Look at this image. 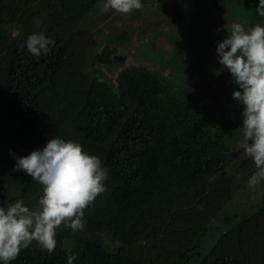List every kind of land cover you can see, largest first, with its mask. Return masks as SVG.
<instances>
[{
	"label": "trees",
	"instance_id": "obj_1",
	"mask_svg": "<svg viewBox=\"0 0 264 264\" xmlns=\"http://www.w3.org/2000/svg\"><path fill=\"white\" fill-rule=\"evenodd\" d=\"M98 1L0 0V203L33 205L41 195L36 181L14 169L10 148L26 155L53 135L71 138L109 169L106 191L84 210L83 230L61 225L52 254L33 242L12 264H67L69 251L78 254L73 264H264V194L254 214L214 223L255 171L241 147L231 76L226 98L211 80H195L205 66L203 40L200 63L183 60L184 53L177 58L190 64L180 70L186 76L150 68L140 49L164 46L152 36L160 22L153 5L147 30L133 25L111 36L132 41L141 56L117 73L124 57L116 47L91 48L89 29L79 47L67 30L80 34ZM208 2L201 7L210 17L232 7L249 24L264 23L258 0ZM32 32L55 40L49 54L37 59L22 47ZM100 66L115 80L100 77Z\"/></svg>",
	"mask_w": 264,
	"mask_h": 264
},
{
	"label": "clouds",
	"instance_id": "obj_2",
	"mask_svg": "<svg viewBox=\"0 0 264 264\" xmlns=\"http://www.w3.org/2000/svg\"><path fill=\"white\" fill-rule=\"evenodd\" d=\"M143 7V0H104L105 12L129 14ZM255 12L264 17V0H258ZM224 37L216 42L217 74L227 71L236 85L232 98L241 106V147L251 158L255 171L249 187L264 181V23L224 24ZM55 40L44 32L30 33L22 47L35 58L47 55ZM9 153L14 169L30 176L41 186V195L33 205L23 199L0 203V264H12L20 252L35 242L52 254L57 245V229L63 225L73 232L85 227V209L106 191L109 169L102 159L85 151L71 138L53 135L26 155ZM77 253L66 256L73 264Z\"/></svg>",
	"mask_w": 264,
	"mask_h": 264
},
{
	"label": "rangeland",
	"instance_id": "obj_3",
	"mask_svg": "<svg viewBox=\"0 0 264 264\" xmlns=\"http://www.w3.org/2000/svg\"><path fill=\"white\" fill-rule=\"evenodd\" d=\"M160 2L156 0H143L141 11L133 10L129 14H122L117 13L114 10L105 12L103 10L104 0H99L94 7L95 13H92L91 17L86 19L84 24H82L83 26L78 27V31L81 32L80 34H78L77 29L74 26L67 27V30L68 32L76 34L73 38H76V43L79 47L83 46L80 36L83 33L88 34L85 32V29H89L91 32L87 42V45H90L91 48L97 51H102L106 45L116 47V49H118V55L124 57L123 64L120 63L113 67L114 70L119 73L125 68L139 65L141 62L138 60V57L140 58L141 56L137 54L139 53L136 49L138 46L132 41L118 44L113 38H111V36L117 32L124 31L126 28L133 25L140 26L147 30L148 26L154 22V18H152L153 16L147 17L146 13L148 8L153 5L154 11L159 15L160 22L152 36L156 40H159L161 42L160 44L164 46L157 47L159 49L163 48L162 51L160 50L157 52L154 47H144L143 49H140L141 53L144 52L146 56L145 58L148 59L146 60L148 63L147 65H150V68L161 73L169 74L171 69L176 73L175 69L177 68L180 73V70L185 71L190 65H185V62L183 61L184 59L192 60V58H194L200 63L199 55L205 47V66L201 69V65H199V71L195 76V80H211V82H213L218 88L217 91L222 97L225 96L224 98H226L228 92L227 88L224 87V84L229 83L230 74L226 70L217 74L215 72L216 61L213 60V57L216 56V42L221 40L226 32L224 30L218 31L217 29L224 24L230 25L232 22H241L245 25H250L248 17H239L235 11L236 9L232 7L222 14H218V12L212 10V17H210L205 14V9L201 7H206L205 4L209 3L208 0H161ZM194 6L199 8V11L202 14L201 16L205 15L204 18H201L197 14V10ZM59 27L61 28V26ZM59 27L58 29H60ZM211 27H213V29ZM208 28L210 29L208 30ZM150 32L151 29L149 28L147 34L151 35ZM201 40H203L205 45L204 47L202 46L203 48L197 44L198 42L202 45ZM131 43L133 45H130ZM166 50H169L168 54H165ZM181 53H184V58L182 61H178L177 58ZM134 54H137L138 57L134 56ZM97 72L99 76L104 79H110L112 76L113 78L111 80H115V76L109 74L107 68L104 66H100L97 69ZM95 75L96 71H91L87 74L89 78L94 77ZM180 75L186 76L181 73ZM247 182L248 180H246L244 184L242 183V188L237 193V197L229 203L224 214L220 218L221 221L214 222L215 225L221 224L223 217L226 215L235 214L239 219L243 217V215L254 214V211L257 210V207L260 204L259 202L264 194L262 186L263 181L255 187H249ZM213 240L209 241L211 245L213 244ZM107 243L108 242L106 241L105 245L108 248H113V246L108 245Z\"/></svg>",
	"mask_w": 264,
	"mask_h": 264
}]
</instances>
